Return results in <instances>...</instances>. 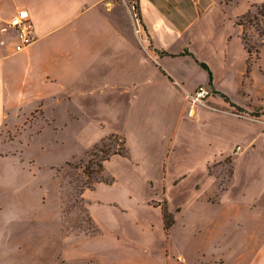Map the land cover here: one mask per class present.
Returning <instances> with one entry per match:
<instances>
[{
	"label": "crops",
	"instance_id": "obj_1",
	"mask_svg": "<svg viewBox=\"0 0 264 264\" xmlns=\"http://www.w3.org/2000/svg\"><path fill=\"white\" fill-rule=\"evenodd\" d=\"M136 1L139 23L121 0H0V129L17 112L64 99L82 119L77 137L86 147L112 135L125 141L127 155L104 162L113 179L104 204L91 207L102 233L66 247L67 264H195L223 242L226 253L211 264H264L257 219L246 216L252 230L235 255L227 242L229 224L242 216L232 207L258 206L264 191L262 161L255 160L264 151V38L250 53L237 25L264 0ZM21 9L35 42L16 52V32L3 29ZM199 86L213 96L190 116L189 96ZM231 155L234 173L217 199L246 169L236 186L258 189L254 200L214 217H186L193 202H219L208 194L210 185L220 187L208 166ZM238 164L247 165L235 170ZM133 173L143 180L126 177ZM173 190L185 199L173 198Z\"/></svg>",
	"mask_w": 264,
	"mask_h": 264
},
{
	"label": "rangeland",
	"instance_id": "obj_2",
	"mask_svg": "<svg viewBox=\"0 0 264 264\" xmlns=\"http://www.w3.org/2000/svg\"><path fill=\"white\" fill-rule=\"evenodd\" d=\"M121 1L131 6L139 23L136 0ZM240 23L250 48H257L264 38L258 32L264 29V4L253 7L251 15L244 16ZM259 122L264 129V121ZM81 125L80 115L68 101L60 99L17 112L0 129V264H67L66 247L102 233L91 207L104 204L101 200L113 179L103 160L124 150L123 138L118 136L101 144L107 137L88 148L84 136L77 137ZM261 152L262 157L255 160L262 161L264 169V151ZM235 158L231 155L208 166L220 183L219 188L217 184L210 185L208 194L215 193L210 200L219 202H193L186 207V217H214L232 203L251 204L258 189L236 186L245 179L242 173L247 164L236 165L235 170H243L234 176L233 191L221 201L217 199V191L224 190L231 181ZM116 169L119 172L118 166ZM247 173L246 177H251ZM126 177L143 180L136 173ZM170 195L185 199L182 192L175 190ZM262 195L258 206L232 207L234 215H242L232 220L227 230V242L234 255L243 234L252 230L248 218L257 219L254 230L264 233V191ZM225 244L208 249L204 259L194 263L211 264L215 256L226 253ZM176 246L180 249V240H176Z\"/></svg>",
	"mask_w": 264,
	"mask_h": 264
},
{
	"label": "built area",
	"instance_id": "obj_3",
	"mask_svg": "<svg viewBox=\"0 0 264 264\" xmlns=\"http://www.w3.org/2000/svg\"><path fill=\"white\" fill-rule=\"evenodd\" d=\"M14 30L16 32V52L27 50L34 42V26L29 16V13L24 10H18L15 16L6 24L4 32ZM213 96V91L207 86H199L193 94L189 96L190 108L188 114L191 116L194 109L202 105Z\"/></svg>",
	"mask_w": 264,
	"mask_h": 264
},
{
	"label": "trees",
	"instance_id": "obj_4",
	"mask_svg": "<svg viewBox=\"0 0 264 264\" xmlns=\"http://www.w3.org/2000/svg\"><path fill=\"white\" fill-rule=\"evenodd\" d=\"M136 8H137L138 13H139V7H138V4H137V1H136ZM249 15H251V14L249 13V14L246 15L245 17H247V16H249ZM139 17H140V14H139ZM243 18H244V17L240 18V19L238 20V22H237V25L240 26V27H242V25H241V23H240V20L243 19ZM258 32H259L260 37H261V39H262V38L264 37V29H260V30H258ZM244 39L246 40L245 35H244ZM246 43L248 44L247 40H246ZM259 45H262V42H261ZM248 46H249V45H248ZM249 51H250V53H251L252 51H254V52H258V49H257V48H254V49L252 50V49L250 48V46H249ZM201 65H202V67H204V69H206L207 71H209V74H210V82H211V81H212V73H211V71L209 70V68H208L206 65H204V64H201ZM221 96H222V98L225 100V102L229 103L230 106H231L232 108H234V110H236V111L239 112V113H243V112H244V111H242L240 108H238L237 106H235L234 104H232V103L230 102V100H229L226 96H224V95H221ZM117 137H118V136H116V135H112V136H110L109 138L103 140V141L101 142V144L105 143L106 141H108V140H110V139H112V138H117ZM122 143H123L124 150H121L120 152H119V151H115L114 153L107 155V157L104 158L103 162L107 161V160L109 159V157H111L112 155H121V156H125V155H127V151H126V149H125V141L122 140ZM163 216H164V221H165V223H166V227H169L170 224L172 223V216H171V214L168 212L167 208H164V209H163Z\"/></svg>",
	"mask_w": 264,
	"mask_h": 264
}]
</instances>
